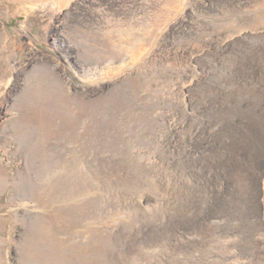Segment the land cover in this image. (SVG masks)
<instances>
[{
    "label": "rangeland",
    "instance_id": "374dc122",
    "mask_svg": "<svg viewBox=\"0 0 264 264\" xmlns=\"http://www.w3.org/2000/svg\"><path fill=\"white\" fill-rule=\"evenodd\" d=\"M120 1L0 0V264H190L180 252L184 246L201 252L198 264H264V224L254 213L231 211V204L217 201L215 214L192 230L178 229V215H167L170 209L192 210L179 202L190 194L170 191L171 170L184 166L185 174L194 161L190 152L198 157L204 150L199 158L209 163L211 143L221 148L241 139L216 124L252 125L250 118L222 123L210 118L218 112L204 106L221 109L222 104H212L221 92L204 103L197 94L205 86L237 90L238 84L224 83L222 76L237 78L249 57L226 68L212 57L215 52L195 56L198 38L204 49L210 48L208 40L222 26L217 18L225 15V6L241 8L230 18L239 23L255 1ZM222 33L214 44L222 43ZM250 35L224 55L244 45L263 49L264 36ZM132 57L136 63L128 69L117 67ZM254 67L259 75L261 68ZM90 68H95L93 77L83 71ZM258 83L255 77L248 87ZM208 95L201 90L202 98ZM247 96L252 106L251 93ZM233 106L229 102L225 109ZM198 111L209 116L207 125L199 123ZM255 128L262 134L264 120ZM185 149L190 154L184 158ZM262 152L257 174L264 147ZM249 163L233 160L228 166L235 170ZM216 167L220 173L222 167ZM206 168L207 173L211 168ZM196 177L191 175V181ZM216 193L226 198V192ZM200 200L196 206L205 215V199ZM214 215L215 225L206 229L203 224ZM180 216L197 220L194 214ZM229 218L239 221L244 248H231L234 254L227 258ZM167 228L172 231L165 235ZM178 230L184 237H178Z\"/></svg>",
    "mask_w": 264,
    "mask_h": 264
},
{
    "label": "bare ground",
    "instance_id": "6f19581e",
    "mask_svg": "<svg viewBox=\"0 0 264 264\" xmlns=\"http://www.w3.org/2000/svg\"><path fill=\"white\" fill-rule=\"evenodd\" d=\"M253 1H255V4H252V2H250L251 3L250 6L247 7V8H251L250 11H246L247 14L246 13L242 14V19L239 20V23L236 21L232 22L230 20V18L233 17L235 14H237L238 11L241 10V8H239L238 6H234V7L230 6L229 8H227L226 6L224 7V8H226V12L224 11L225 15L223 17L219 16L220 18H217V20L219 22L220 21L223 22L222 26H218V24H217L216 25V27L218 26L217 29L214 28V30H213L214 37L210 38V39L208 38L209 39L208 42H210V43H207V44L210 48L207 47V49H204L199 44V42H201V39H199V38H198L199 42H196V46H198L200 50L197 51L198 54L195 56V58L199 59L203 53L215 52V54L212 57L215 56V58H217L220 61V63L222 62L224 64V67H226V68H229V67L235 68V66H236L235 61L242 63L243 57H249V60H248L249 62L244 63V64H246V65H244V67L245 66L246 67L242 71H240L237 78L233 77V76H222L224 83H229L230 80H232V82H234L235 84H238L237 90H234L231 93V92H227L221 88L210 89V87L205 86L201 90L204 89V91L209 93V95L205 98H202L200 96L201 90L197 94H198V99H201L202 103H204V102H206V100L208 98L211 99V97H213L214 94H216L217 92H221L222 98L221 99L215 98L214 102H212L213 105L222 104L221 109L215 108L216 106L207 108L208 106H210L207 103H206V106H204L206 109H210V110H212V108H214V109H216L215 111L218 112V114L212 115V117H210V118H213V119L220 118L221 123L223 120H230L233 117L234 118H244L247 120H249V118H250V119H253V121H252V125H248V126L241 125V126H235V127L233 126L232 128H225L224 126L221 127L220 125L215 123L217 126L215 128H218V129L220 128L221 132H223V130H225L229 137H233L235 139V134H238V135H240L241 139L235 140L234 143L230 146H225V144L224 145L222 144L221 148H215L214 144L211 143V145H209V152H210V154L214 155V158H212V161H210L209 163H205L203 159L199 158V157H202L203 153L205 152L204 150L199 149L201 151V155L200 156L198 155V157H197L193 154L194 153L193 151L190 152L189 149L188 150L185 149L186 154H184L183 157L185 158L187 156V153H188V155L191 153L192 155L190 154V156H191L190 158L194 159V161H193V163H191L190 166H188L189 169H188L187 173H185V174L181 173V172H185L186 168L184 166H182L181 169H178V170L176 169L177 171L172 169L170 172V181H169L170 191L180 192V193H184V194H190V196H191V197L183 198L179 201L180 204H185V206L187 204L188 207H192L191 212H189V213L186 212L185 208L181 209V210L170 209L167 211V213H168L167 215L177 214L178 218L181 219L180 221L177 222L178 223V229L192 230V229L198 228L201 225V223H203V221L206 220V217L208 214H210L211 216L213 214H215V209H214L215 206L214 205H217V201H218L220 206H226V205L231 204L232 205L231 211L243 210L244 212L254 213L256 216H258L260 218V220H262V222L264 224V160H263L262 167L259 170L258 174L256 173V170H255L256 166L260 167V162H261L262 156H263L262 147H264V128L262 129V132H261L262 134H256L257 131L255 128V124H259V122L264 120V105H262L264 102V86H263L264 85V48L263 49L262 48L261 49H254L252 46L247 47L246 45H244L242 47H239L237 50H235L234 54L232 56L226 57L224 55L225 50L230 52L231 50H228V49L230 47H232L233 44H234L233 45L234 47H235V44L238 45V43L241 42L240 40H242L245 37V35H247V34H249V35L255 34L254 36H258V35L264 36V0H253ZM75 2H76V0H75ZM120 2H119V4H122L123 6L127 5V3L124 5V3H120ZM66 3L69 4L70 1H68ZM61 7L62 6L60 5V7H59L60 10L63 8V7L62 8ZM261 7H263V8H261ZM212 19H213V17H212ZM216 23H218V22H216ZM239 25L244 26L243 28H240V33L234 37L229 36L230 33L234 29L239 27ZM241 29H242V31H241ZM220 32H224L226 36L222 40V43L216 45L214 43H218V36H220ZM224 33H222V34H224ZM198 36H200V35H198ZM198 36H196V37H198ZM210 50H212V51H210ZM183 55L184 54H182L180 56V59L183 58ZM252 55H254V58H251ZM135 56H137V55H135ZM129 59L127 61H124L123 64H121V63L116 64L117 67L120 66V68H122V69H128L129 66L133 65V62L136 63L135 57L133 59H130V61H129ZM255 65H257L258 67L261 68L259 70L260 71L259 75L257 74V71H255V67H254ZM214 66H216V65H214ZM84 70L86 71V74H85L86 76H92L93 77L96 74L95 68L94 69L90 68L87 70L83 69V71ZM236 70H239V69H236ZM246 71L251 75V77H249V75L245 74ZM99 72H97V73H99ZM213 73H214V70H212L210 72V76H212ZM201 76H202V73L200 76L196 77L195 81H194V77L191 78V80H189V85L191 86V84H194V83L196 84L197 81L201 80V78H200ZM255 77L258 78V80H259L258 85L255 87H248V83H250L252 81V79H255ZM193 81H194V83H193ZM207 82L210 83L209 81H207ZM210 84H212V82ZM192 87H193V85H192ZM248 93H251V95H252L251 96L252 97L251 98L252 106L249 103L250 101H249L248 96H247ZM229 102L232 103L234 106L232 108L226 110L225 108L227 107V104ZM194 107H196V106H194ZM250 107H252V108L256 107L255 109L258 112L253 111L252 108H250ZM204 111H206V110H204ZM198 112L201 115V116L199 115L201 117V120L199 123H201V121H202L203 125H207V121L209 119V116L207 117V115L205 113L203 114L201 111H198ZM195 115H196V113H195ZM202 117H204V118H202ZM192 124H193V121L191 119V123L189 122L188 126H192ZM211 125H213V121H211ZM176 128H177L176 132H178V134H179L181 132V128H179L177 125H176ZM215 128L213 127L211 129L213 131L212 133L214 134V138L216 136V140L221 142L220 138L218 137L219 133ZM177 136H175V138H174V143H173L174 147H176V144L178 143V140H179ZM242 149H245V152H241ZM172 155H174V154H172ZM187 159L188 158H186V160ZM233 160H235L236 163L239 160H241L243 162L244 161L250 162L249 163L250 165H249V167H245L244 165H242L240 167H236L234 170L228 166L229 161L233 162ZM200 161H203V162H200ZM214 164L215 165L217 164L216 166L222 167V171L220 173L214 171L215 168L217 169V167L214 166ZM206 165H207V168H206ZM194 168H197L195 172H194V170H191ZM205 168L206 169L211 168V169L208 170L206 173L204 171ZM213 168H214V170H213ZM250 173H253L252 177H249ZM168 174H169V172H168ZM191 175H193V176L196 175L199 179H196L197 178L196 177V178H194V179H196V181L193 182V181H191V179H192ZM257 176L260 177V185L258 186V188L256 186ZM201 179H206L207 182H211L210 185L203 183L201 181ZM218 180H220V183H218ZM176 182H178V184H176ZM247 182H250V185L246 186L245 184ZM176 187H178V189H176ZM201 190L205 191V193H207V194L203 193L201 195V193L203 192ZM217 191H221L222 193L226 192V198H224V199L218 198V196H220V194H217L216 193ZM199 195H201V196H199ZM257 195H259L258 206L256 205V202L254 199V197ZM203 198L205 199V203H204L205 215H203L201 209H198L196 206L197 204L202 202L200 199H203ZM185 214H190V215L194 214L195 217L197 218V220L194 223H191L190 221H188L186 216H180V215H185ZM214 218H215V215H214ZM216 221H217L216 218L212 219V220L210 218L208 220V222L203 224V225L206 229H209V227L215 225ZM238 222L239 221L231 220L229 218L227 230L225 232V236L226 235L228 236L229 244H227L224 247L225 256L227 258H229L230 256H232L234 254L231 251V248L238 246V245L241 246L242 248H244V245H243L244 241H242L241 237L239 236L240 234L237 231L238 227L240 226V225H238ZM183 223H185V224H183ZM168 228L164 232L165 235L172 231L171 228H170L171 230H169ZM262 229H264V227ZM262 229L257 227L258 234ZM175 233L178 235V237H184V232L181 230H178V232H175ZM202 241L206 242V239L204 238V239H202ZM260 242L262 244L261 248H263L260 250V254H261L262 251H264V238H261ZM184 247H185V252L180 251L181 254H183L187 257V259L190 261V264H198L197 260L201 259V252L198 249H191L188 246H184ZM240 256H242V255L239 254V257ZM233 262H234V260L230 263H233ZM205 264H210V263L206 262ZM233 264H235V262Z\"/></svg>",
    "mask_w": 264,
    "mask_h": 264
}]
</instances>
